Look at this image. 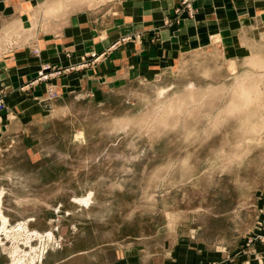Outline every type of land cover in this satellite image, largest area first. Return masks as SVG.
I'll list each match as a JSON object with an SVG mask.
<instances>
[{"label": "rangeland", "instance_id": "374dc122", "mask_svg": "<svg viewBox=\"0 0 264 264\" xmlns=\"http://www.w3.org/2000/svg\"><path fill=\"white\" fill-rule=\"evenodd\" d=\"M59 1L45 19L111 0ZM231 45L151 79L0 93V264L16 246L25 264H264V26Z\"/></svg>", "mask_w": 264, "mask_h": 264}, {"label": "crops", "instance_id": "0c3cea01", "mask_svg": "<svg viewBox=\"0 0 264 264\" xmlns=\"http://www.w3.org/2000/svg\"><path fill=\"white\" fill-rule=\"evenodd\" d=\"M58 2L0 0V93L40 95L48 82L62 92L85 83L151 79L216 42L236 48L231 44L238 36L264 26V0H193L192 18L178 17L180 0H111L45 19L43 13H57ZM45 65L73 68L34 82Z\"/></svg>", "mask_w": 264, "mask_h": 264}, {"label": "bare ground", "instance_id": "6f19581e", "mask_svg": "<svg viewBox=\"0 0 264 264\" xmlns=\"http://www.w3.org/2000/svg\"><path fill=\"white\" fill-rule=\"evenodd\" d=\"M244 76H246V75H244ZM242 77V78H240V79H238L237 80V87L239 88V90H242L241 92H244L246 89H245V87H246V84L251 80V81H253L252 79H254L253 78V75H250V76H252V79L250 78V77ZM247 76H248V74H247ZM263 76V77H262ZM258 77H260V75L258 76ZM256 78V77H255ZM260 78H262V80H263V78H264V74L263 75H261V77ZM260 78H257L258 80H261ZM257 79H255V81L257 80ZM190 89V88H189ZM202 92V91H201ZM205 92V91H204ZM240 92V93H241ZM200 93V92H199ZM199 93H194V91H193V89H190L189 90V95L188 96H193V97H195V96H197L198 97V95H200ZM203 94V93H202ZM205 94V93H204ZM241 95V94H240ZM180 97H182V96H180ZM186 98V97H185ZM174 99V98H173ZM185 100V99H184ZM191 101H192V99H191ZM194 101V100H193ZM175 102V101H174ZM183 102V101H182ZM179 103H180V101H179ZM82 201H84V202H86L87 200L86 199H82ZM6 222H7V220H6V217L5 216H3L2 214H1V212H0V231H3V233L4 234H6V227H5V225H6ZM24 227V226H23ZM20 224H18V226H17V234H18V232L20 231L21 232V230L23 231L24 230V228H23ZM19 230V231H18ZM25 230H26V228H25ZM8 232V231H7ZM8 234V233H7ZM33 234V233H32ZM35 234H38L37 232H35ZM15 235V234H14ZM50 235V232H46V236L48 237ZM5 236H7V235H5ZM15 238V237H14ZM30 238V235L28 234V237H26V239H29ZM30 240V239H29ZM26 243H27V241H26ZM29 243V242H28ZM17 247V246H16ZM15 247V249L11 252L12 253V260H11V262L9 263V264H25V262L22 260L23 259V257H16V256H14V254L13 253H17V249H18V247L16 248Z\"/></svg>", "mask_w": 264, "mask_h": 264}, {"label": "built area", "instance_id": "2783aa9c", "mask_svg": "<svg viewBox=\"0 0 264 264\" xmlns=\"http://www.w3.org/2000/svg\"><path fill=\"white\" fill-rule=\"evenodd\" d=\"M177 12H178V17L180 16L181 13H185L186 17L192 18L193 15L195 14L193 0H180V4L177 8ZM46 70H50V71L47 72ZM61 72L62 70L50 68L48 65H45L38 71L37 78L34 80V82L48 80L51 77L61 74ZM3 108H4V100L0 96V110H2Z\"/></svg>", "mask_w": 264, "mask_h": 264}]
</instances>
